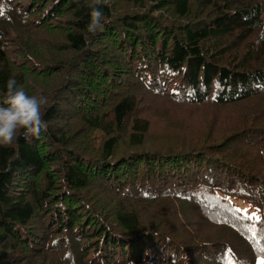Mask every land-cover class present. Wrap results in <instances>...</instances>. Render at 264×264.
<instances>
[{
  "label": "trees",
  "instance_id": "16d2710c",
  "mask_svg": "<svg viewBox=\"0 0 264 264\" xmlns=\"http://www.w3.org/2000/svg\"><path fill=\"white\" fill-rule=\"evenodd\" d=\"M99 9L0 0V103L48 99L0 146V264H258L264 0Z\"/></svg>",
  "mask_w": 264,
  "mask_h": 264
},
{
  "label": "clouds",
  "instance_id": "9594fccd",
  "mask_svg": "<svg viewBox=\"0 0 264 264\" xmlns=\"http://www.w3.org/2000/svg\"><path fill=\"white\" fill-rule=\"evenodd\" d=\"M108 0H87L90 9V23L88 32L95 33L103 30V13L99 5ZM259 36L264 39V24L257 25ZM85 41H88L85 35ZM259 43V41L257 42ZM48 106V99L43 95L29 94L26 89L19 86L14 78H10L6 85V97L0 103V146L12 145L19 135L26 140L39 138L42 131H46L44 122V109Z\"/></svg>",
  "mask_w": 264,
  "mask_h": 264
},
{
  "label": "rangeland",
  "instance_id": "374dc122",
  "mask_svg": "<svg viewBox=\"0 0 264 264\" xmlns=\"http://www.w3.org/2000/svg\"><path fill=\"white\" fill-rule=\"evenodd\" d=\"M263 16V20H264V14L262 15ZM264 260V259H259L258 260V264H261V261Z\"/></svg>",
  "mask_w": 264,
  "mask_h": 264
},
{
  "label": "snow or ice",
  "instance_id": "6c2138e0",
  "mask_svg": "<svg viewBox=\"0 0 264 264\" xmlns=\"http://www.w3.org/2000/svg\"><path fill=\"white\" fill-rule=\"evenodd\" d=\"M261 264H264V260L261 261Z\"/></svg>",
  "mask_w": 264,
  "mask_h": 264
}]
</instances>
